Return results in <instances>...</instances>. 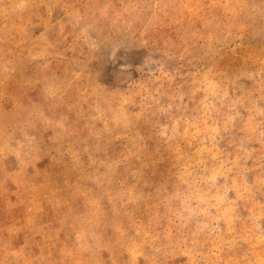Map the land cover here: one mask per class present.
I'll list each match as a JSON object with an SVG mask.
<instances>
[{
	"label": "rangeland",
	"instance_id": "374dc122",
	"mask_svg": "<svg viewBox=\"0 0 264 264\" xmlns=\"http://www.w3.org/2000/svg\"><path fill=\"white\" fill-rule=\"evenodd\" d=\"M0 264H264V0H0Z\"/></svg>",
	"mask_w": 264,
	"mask_h": 264
}]
</instances>
